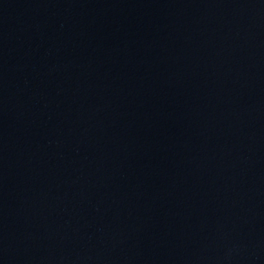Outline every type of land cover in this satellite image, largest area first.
I'll use <instances>...</instances> for the list:
<instances>
[{"label":"water","instance_id":"95a60500","mask_svg":"<svg viewBox=\"0 0 264 264\" xmlns=\"http://www.w3.org/2000/svg\"><path fill=\"white\" fill-rule=\"evenodd\" d=\"M0 264H250L208 0H0Z\"/></svg>","mask_w":264,"mask_h":264}]
</instances>
